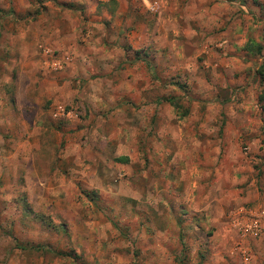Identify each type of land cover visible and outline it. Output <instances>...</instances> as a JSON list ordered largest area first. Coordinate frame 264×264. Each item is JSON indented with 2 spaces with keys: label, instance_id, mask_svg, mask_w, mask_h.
Wrapping results in <instances>:
<instances>
[{
  "label": "rangeland",
  "instance_id": "1",
  "mask_svg": "<svg viewBox=\"0 0 264 264\" xmlns=\"http://www.w3.org/2000/svg\"><path fill=\"white\" fill-rule=\"evenodd\" d=\"M13 1L0 0V264H264V0ZM222 4L240 26L234 72L210 59L230 55L221 28L198 22ZM104 13L121 23L107 64L85 46L60 74ZM256 37L261 57L243 49ZM224 135L252 168L235 187L211 151ZM254 210L261 231L243 234Z\"/></svg>",
  "mask_w": 264,
  "mask_h": 264
},
{
  "label": "crops",
  "instance_id": "2",
  "mask_svg": "<svg viewBox=\"0 0 264 264\" xmlns=\"http://www.w3.org/2000/svg\"><path fill=\"white\" fill-rule=\"evenodd\" d=\"M58 1H62V2H66V1H73V0H58ZM89 1V0H87ZM231 5L236 4L235 1L233 0H228ZM252 2H254L255 0H251ZM13 5H19L20 4V0H15L12 2ZM31 4V0H23L22 3L19 5L21 6L20 8H27L28 6H30ZM123 9V6H121L120 4H118V7L116 9V13L120 12ZM172 9V8H171ZM221 12L219 13V16L217 15V19L215 20L212 16H201L199 15V20L198 22L201 23L204 27H202L203 29H205L206 31H209V29L213 28V25L218 24V28L220 27L222 30V36H224V40L220 43L217 44V46H223V47H227V51L230 53L229 56H221L218 59L216 57H210V59L212 60V62H215L214 65L216 67H220L223 68L225 71L228 72H234L237 70L238 68V61L239 59H237L233 53V50L235 49V47L237 46V44H239V41L237 40V36H236V31L238 30V28L240 29V26H238V16L236 14H234V10L235 8H233L232 6L230 8H228V6L224 7V5H221L220 8ZM172 13V12H171ZM106 17V19L100 20V22H92L90 23L92 25L93 28H91L90 25H88V29L87 30H91V33L89 35V33L86 36V39L84 41V43H73L72 45L69 44L68 47L72 49L73 53V62H71L70 64L66 65L62 71H60V74H62V72L67 73L68 71L70 72L72 69L71 68H76L75 62L77 61L78 58L82 57L84 55L83 53V48L85 46L87 47H91L92 48V61H93V65L94 67H96V63L98 64L99 61L101 60V63H103V65H106V61L108 60V57H112V53L110 51H107L104 49L105 44H111L113 45V43H111L112 41L116 40L115 38L118 36L117 33L120 30V25L121 23H117V25H113V23H109V19L111 18L109 16V14L104 13ZM197 17V16H196ZM188 22H190V18L188 17ZM215 20V21H214ZM97 31V33H96ZM101 32V33H100ZM100 33V34H99ZM71 39L68 41H73L75 40L76 36L75 34H73V32H71L70 34ZM251 40V41H258L260 40L259 37H256V39L254 40L253 38H247V40ZM209 40V39H207ZM118 42H120V39H117ZM245 41V43H246ZM244 43V44H245ZM195 44H197L195 42ZM244 44H243V49H244ZM51 46V45H49ZM56 44L52 43V48H56ZM60 46V44L58 45ZM114 46V45H113ZM62 47V46H61ZM205 47V46H204ZM96 48V49H95ZM101 49V51H99ZM245 50V49H244ZM204 51V50H203ZM245 52H247L245 50ZM250 53V52H247ZM50 59V61H55L57 59H53L50 54L49 55H44L41 54V60H43V63L45 64L46 60L48 59V57ZM217 56V55H216ZM259 56V55H258ZM261 57V56H259ZM118 58L115 57V61ZM264 61V60H263ZM62 67V66H61ZM80 67V66H77ZM232 82H229V85ZM221 86H224V91L222 93V91H219L218 95H215V99L217 100V102H221V104H226L228 103V99L230 98L231 100V92L232 89L231 87H226V84L224 83L223 85L221 84ZM210 94H213V92L211 91ZM225 94V95H224ZM216 96H218L216 98ZM227 96V97H226ZM208 137L205 138L206 142H210L212 139H209ZM237 137L235 135H224L221 138H218V143L220 142V144H218L217 146H212L211 147V151H217V154L220 150V148L222 149V154H221V162L220 165L221 167H225L224 172H227V174H222L220 179H224L226 181H230L232 183V185H237V182H242V180L245 178H247L245 176V174L243 175V173H246L248 175L249 171H251V167L250 165L247 163V159H242V155L238 153L237 149H236V142ZM196 149H200L201 152L208 149L207 145L206 146H199V147H195ZM216 154V153H215ZM242 172V174H241ZM239 174V175H238ZM230 175V176H228ZM230 177V179H228ZM250 185H246V187L250 188L251 185H253V181H250ZM235 185L233 187H235ZM235 193L237 192L236 196H235V202L236 203H240L241 200L244 199H254V198H258L257 194L255 192H253L252 190H250V192H247V195H245L244 199H238V197H241V195L239 194L238 189H234ZM231 191V190H230ZM234 202V203H235ZM229 203V202H228ZM227 203L226 202H222L220 204V206H216V212L218 214L221 215L222 212H224L228 207H226Z\"/></svg>",
  "mask_w": 264,
  "mask_h": 264
},
{
  "label": "built area",
  "instance_id": "3",
  "mask_svg": "<svg viewBox=\"0 0 264 264\" xmlns=\"http://www.w3.org/2000/svg\"><path fill=\"white\" fill-rule=\"evenodd\" d=\"M53 66L55 68L61 67L60 60L53 61ZM246 217H244L243 222H238L237 225H239V229L242 231L243 234H249L252 236H256L261 231V212L248 211L245 213Z\"/></svg>",
  "mask_w": 264,
  "mask_h": 264
},
{
  "label": "trees",
  "instance_id": "4",
  "mask_svg": "<svg viewBox=\"0 0 264 264\" xmlns=\"http://www.w3.org/2000/svg\"><path fill=\"white\" fill-rule=\"evenodd\" d=\"M244 49L247 52H251L254 53L255 55H260L261 51H262V46L259 45L258 43L251 41V40H247L246 43L244 44ZM257 72L259 74V76L264 78V61H262V63L259 65ZM264 98V94L260 95V100H263ZM170 98H168L167 100L169 102H172V99L169 100ZM173 103V102H172Z\"/></svg>",
  "mask_w": 264,
  "mask_h": 264
}]
</instances>
